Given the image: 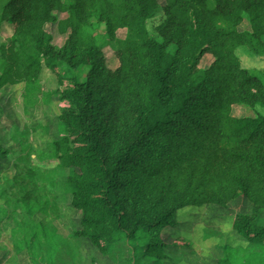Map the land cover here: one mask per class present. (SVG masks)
Instances as JSON below:
<instances>
[{"label": "trees", "instance_id": "trees-1", "mask_svg": "<svg viewBox=\"0 0 264 264\" xmlns=\"http://www.w3.org/2000/svg\"><path fill=\"white\" fill-rule=\"evenodd\" d=\"M158 9L157 0H0V29H13L9 43H0V90L23 85L25 106L44 94L69 103L57 117L60 137L37 158L59 162L69 206L80 213L71 236L119 264L164 258L161 230L175 226L186 206L226 205L244 195L264 208V113L232 115L234 105L264 109V70L243 67L237 55L246 46L264 57V0H167L160 40L148 28ZM61 13L68 17L59 20ZM246 19L250 28L241 30ZM52 23L70 30L62 46L46 30ZM119 29L127 30L124 39ZM110 43L120 56L115 72L103 60ZM207 52L215 60L200 69ZM45 66L59 84L51 92L41 87ZM20 153L23 190L9 199L30 218L41 215L33 221L40 229L61 218L57 193H47L57 179L37 195V184L28 190L23 167L32 154L28 145ZM11 154L0 145L1 158ZM233 228L254 248L247 262L264 264L257 217L237 214ZM67 253L56 259H71Z\"/></svg>", "mask_w": 264, "mask_h": 264}, {"label": "rangeland", "instance_id": "rangeland-1", "mask_svg": "<svg viewBox=\"0 0 264 264\" xmlns=\"http://www.w3.org/2000/svg\"><path fill=\"white\" fill-rule=\"evenodd\" d=\"M157 1L160 9L149 19L148 28L152 37L160 40L157 26L165 19L161 7L167 0ZM67 17L68 13H61L59 20ZM90 20L95 22L96 18L92 17ZM7 26L9 28L0 29V43H9L12 38V25L9 23ZM248 28L250 23L246 19L240 29ZM46 30L53 35V43L58 46L64 45L70 33V30L64 34L58 31L57 23L47 25ZM100 31L105 32L103 25ZM116 34L124 39L127 30L119 29ZM102 50L104 65L112 72L117 71L121 66L117 47L110 43ZM169 50L175 51V48L170 47ZM237 55L243 67L264 70V57L252 53L246 46L239 47ZM214 60V55L207 52L202 56L198 68L208 69ZM86 70L84 68L79 72L83 79L86 77ZM41 79L44 92H51L59 87L58 81L46 66L42 70ZM65 82L63 89L68 84V81ZM23 92V85H9L0 90V145L15 151L14 155L0 157V264H119V261L114 262L109 256L100 253L86 238L76 239L71 236L74 230L80 228V213L69 206L63 189L64 175L57 168L59 162H46L37 158L48 142L60 137L57 117L60 109L69 106V103L60 100L58 94L50 97L44 94L38 103L25 106ZM258 113H264V109H253L245 105L232 107V115L235 117H256ZM14 134L16 139L13 138ZM27 145L32 154L23 167L26 172L25 180L29 181L28 190L34 184H37L38 189L50 186L52 176L57 179V188L47 193L53 196L52 199L57 193L56 201L60 206L61 218L52 222L50 220L53 216L48 218L40 229L34 228L33 221L41 222V215L30 218L17 201L9 199L10 194L11 199L15 196L18 198L23 190L19 186L21 167L18 165L21 161L18 162L17 158ZM38 191L40 189L36 195ZM240 213L256 216L258 223L264 226V208H257L244 195H239L226 205L205 203L179 209L176 225L161 230V237L166 243L165 257L156 261V264H249L245 256L254 251V248L233 228L234 219ZM130 250L132 248L128 247L125 257H128ZM69 251L71 259H56L57 253L65 252L67 256ZM229 253L232 259L228 258Z\"/></svg>", "mask_w": 264, "mask_h": 264}, {"label": "crops", "instance_id": "crops-1", "mask_svg": "<svg viewBox=\"0 0 264 264\" xmlns=\"http://www.w3.org/2000/svg\"><path fill=\"white\" fill-rule=\"evenodd\" d=\"M120 30H122V29H120ZM12 34H13V30H12V32H11ZM11 33L9 32V36L11 35ZM122 39V38H121Z\"/></svg>", "mask_w": 264, "mask_h": 264}]
</instances>
